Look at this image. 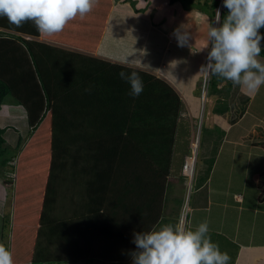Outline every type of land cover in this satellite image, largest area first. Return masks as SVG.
I'll use <instances>...</instances> for the list:
<instances>
[{
  "label": "crops",
  "instance_id": "0c3cea01",
  "mask_svg": "<svg viewBox=\"0 0 264 264\" xmlns=\"http://www.w3.org/2000/svg\"><path fill=\"white\" fill-rule=\"evenodd\" d=\"M130 1L96 0L92 10L83 18L78 15L62 32L53 35L39 33L35 37L18 32L22 38L34 44L36 55L41 58L38 60L42 67L48 66L44 71L48 72L51 79L47 83L50 95L52 97L58 95V98H62L61 104L56 106L59 128L56 130L54 128L53 109L50 108L38 127L31 132L34 135L44 123L48 126L49 164L52 143L55 147L87 143L112 135L116 133L117 128L132 127L130 119L134 117V111L124 107V100L120 102L123 103L122 105L119 102L111 103L110 100L103 103L98 101L99 98H106L108 95L126 97V91L119 94L117 84L111 85L112 82H119L117 73L123 71L124 66L152 72L168 81L184 102L191 130L193 128V122L196 120L192 117L193 112H197L199 98L197 82L200 79V70L198 69H201V64L204 63L203 54L208 52V49L199 50L206 39L210 26L209 19L198 9H190L178 3L171 4L167 0H133L136 3L135 8ZM219 3L222 6L223 0H219ZM164 23L167 25L166 31L160 27ZM10 26L15 27L11 24ZM178 29L189 33V40L182 48L187 49L184 55L188 65L196 67L198 72L190 86L185 77L181 82L175 81L168 72H162L165 66L163 62L156 63L152 60L153 52L160 51L157 46V34H166L168 40L162 43L166 44L164 51L169 50L168 44L181 47L174 34ZM196 44L202 45L199 47ZM176 52L172 53L173 60L176 58ZM164 54L165 52L161 60ZM194 58L197 60L196 66L191 63ZM125 61L127 62L124 63ZM64 86L69 88V93L61 91ZM84 91H86L85 95ZM240 91L250 100L243 115L234 123L229 121L226 115L213 112L218 96L208 95L210 107L206 121V135L212 130H219L222 137L219 139L218 153L207 180L196 186L195 196L191 195L189 202L185 204L186 194L183 198L181 196L180 203L177 198L179 193L175 198L173 197L174 189L177 187L186 186L187 196L189 192L187 180L180 174L182 158L186 155L183 153L186 143L182 140L176 145L172 163L168 164L166 160L160 159L155 162L156 165L158 162V167L162 170L167 169L168 174L161 215L154 227L167 223L174 224L171 214L167 212L173 213L175 208L181 211L185 204L187 226L195 229L199 223L206 220L209 224L211 240L218 244L222 252L228 253L231 258L230 264H264V146L262 145L264 136L258 133L264 130V125L256 121L250 123L247 120L248 118L251 121L256 120L252 118L256 113L252 112L251 106L258 92L247 93L241 88ZM92 97L94 99L90 101ZM206 97L207 94L204 99H207ZM63 98L66 99L63 101ZM82 98H86L84 102ZM18 113L26 115V110L8 94L0 106V127H6L5 130L10 127L9 121L15 116L20 117ZM261 116L264 118L263 115ZM136 117L138 118V114ZM261 123L263 124L264 121ZM125 130L124 134L129 132ZM139 133L145 134L146 131L137 124L134 132L131 133L133 140L142 151H146L147 145L150 144L147 155L151 157L154 153L151 143L155 136L145 141L138 137ZM218 159L224 162L218 165ZM20 173L22 175V170L17 169V174ZM121 175L123 181L124 173ZM45 177L44 190L48 173ZM18 186L15 187L16 190H19ZM117 186H120V180ZM171 201L174 202L173 205ZM231 246L232 249L229 248Z\"/></svg>",
  "mask_w": 264,
  "mask_h": 264
},
{
  "label": "trees",
  "instance_id": "16d2710c",
  "mask_svg": "<svg viewBox=\"0 0 264 264\" xmlns=\"http://www.w3.org/2000/svg\"><path fill=\"white\" fill-rule=\"evenodd\" d=\"M168 1L172 4L176 0ZM204 1L205 7L202 8L192 5L185 7L200 9L211 25L217 19L222 22L228 9L224 5L219 8V0ZM130 3L135 8V1L131 0ZM0 27V105L8 94L12 95L26 110L28 133L38 127L48 109L52 108L54 128L58 129L56 106L61 104L62 98L50 95L47 83L51 79L44 71L48 66L42 67L34 44L18 34L22 32L37 37L39 32L31 21L21 28H13L6 17H0ZM260 32L264 35V28ZM260 56L264 57V47ZM123 68L124 72L136 71L140 75L144 86L142 93L137 97L129 95V84L118 77L119 82H112L111 85L117 84L119 94L126 91V97L108 95L98 101L103 103L110 100L122 105L120 102L124 100V107L134 111V117L130 119L132 127L117 128L116 133L87 143L63 147H55L52 143L31 264H62L64 259L55 252L56 246L60 249L66 246L73 256L72 262L95 264L104 258L115 263H127L131 258L130 253L136 248L134 234L149 231L160 218L168 170H162L155 162L160 159L172 163L174 149L182 140L186 143L183 153L190 152V120L184 102L168 81L152 72L128 66ZM208 76L206 94L218 96L213 112L226 115L234 123L245 112L249 97L230 81ZM61 91L69 93V88L64 86ZM86 98H82V102ZM57 111L61 112L62 109ZM137 124L146 131L145 134L139 133V138L148 141L155 136L151 143L153 157L147 155L150 144L146 152L133 140L131 133ZM125 129L129 132L124 134ZM202 129L201 125L200 134ZM21 139L20 136L15 146H10L5 138V129L0 127V178L7 183L12 181L7 179L6 174L12 178V161L21 148ZM212 164L213 158H210L207 172L200 176L197 173L195 187L205 183ZM79 240L88 246L82 256L76 248ZM118 245L123 251L117 254L114 248Z\"/></svg>",
  "mask_w": 264,
  "mask_h": 264
},
{
  "label": "clouds",
  "instance_id": "9594fccd",
  "mask_svg": "<svg viewBox=\"0 0 264 264\" xmlns=\"http://www.w3.org/2000/svg\"><path fill=\"white\" fill-rule=\"evenodd\" d=\"M95 3L96 0H0V17H6L16 28L31 21L40 34L53 35L62 32L78 15L83 18ZM223 5L227 15L222 22L217 19L208 27L199 50L209 49L207 63L200 71L230 81L247 93L258 92L264 86V61L259 59L264 40L260 32L264 28V0H223ZM174 34L179 46L187 44L186 30L178 29ZM118 75L129 84V95L137 97L142 93L143 81L136 71H120ZM133 243L136 248L130 253L132 264H230L231 259L211 240L206 220L195 229L183 219L161 224L135 233ZM0 264H14L12 252L3 243Z\"/></svg>",
  "mask_w": 264,
  "mask_h": 264
},
{
  "label": "rangeland",
  "instance_id": "374dc122",
  "mask_svg": "<svg viewBox=\"0 0 264 264\" xmlns=\"http://www.w3.org/2000/svg\"><path fill=\"white\" fill-rule=\"evenodd\" d=\"M167 2L169 1L167 0ZM174 3L182 4L183 6L192 5V6H196V8L205 7L204 0H176ZM191 9L196 10L195 8H191ZM160 27H162L163 31H166L167 25L164 23ZM156 38L158 43L157 44L158 50L160 51L153 52L152 56L154 58H152V60L156 63L163 62L165 66L162 72H168L175 81L181 82L183 77H185V80H187V83L190 86L194 76L198 72L196 71V67L192 65L189 66L185 60L186 55L184 54L187 51V49L168 44L167 46L169 50L164 51L165 48L164 46L166 44H162V43L168 40L166 38V34H157ZM196 45L201 47L202 44H196ZM261 45L263 48L264 40H262ZM173 51H177L176 58L174 60L172 59L174 56L172 54ZM164 52H165L164 58L161 60L160 58L162 57ZM200 55H202V53H200ZM206 58H207V53L205 55L203 54V59H202L204 60L203 65L206 64L207 62ZM259 59L263 61L264 57L259 56ZM196 62L197 60L196 58H194V60L191 63L196 66ZM205 76H206L205 73L203 71H200V77H199L200 79H198L199 81L197 82L198 84L197 92L199 94L198 107H197V112L196 113L193 112L194 116L192 117L196 120L193 122L194 124L191 134L193 138H195L198 135V131H199V145H198V156H197L198 162L196 164V172H195L193 184L194 181L196 180L197 173L200 176V175H204L205 172H207L210 158H213V161L214 158H216L218 153L217 147L219 146V139H221L222 137L221 136L222 134L219 132V130H215V131L212 130L210 134L206 135V126H207L206 121L208 116V109L210 107L209 104L210 101L208 100V97L210 96H207L206 97L207 99H204V96L206 95V91H207L206 85H205L206 86L205 90H203V82ZM208 77L209 76L207 75L206 83ZM251 107H252L251 109L252 112L256 113V115L254 116L255 118L254 117L252 118L256 120L251 121V119L248 118L247 119L248 122L253 123L256 121L263 126L264 123L262 124L261 121H264V118H262L261 115H263L264 117V86L260 88L257 95L254 97L253 105ZM17 115H20V117L15 116L14 119L10 120L8 123L10 127H8L5 130L6 131L5 138L7 140V143L10 144V146H15L16 141L18 140V138H20V136L22 137L21 139L22 144L15 159L12 161L13 163V172H11L12 178L8 177V174H6L7 179L10 178V180H12L11 183H7L3 181L2 177L0 178V243H3L6 247L10 249V251L13 254L14 264H31L30 260L32 257V251L36 239L38 218H39V213L42 205L41 201L44 192L43 179L46 178L45 176L47 175L49 169V159H48L49 132H48V126L44 123L42 127L40 125L38 131H36L37 133L35 132L34 135L33 133H31L32 131L28 133L29 127H28L26 115L25 114L23 115L21 113L20 114L18 113ZM201 125L203 126V129L200 134ZM258 133L264 136L263 129ZM218 160H219L218 165L224 162L220 159ZM6 168L10 169L9 166H7ZM17 169L22 170V175L21 173L17 174ZM193 184L188 196H187V192L185 191L186 186H182L179 188L177 187L174 189L175 190L173 192L174 198L175 195L179 193V195L177 196L178 203H180L179 201L181 200V196L183 198L185 194H186L185 203H187V201L189 202L191 195L195 193L196 187L195 184L194 185ZM17 185H19L18 186L19 190L15 189V187L17 188ZM171 192L169 194V197L171 196ZM170 203L172 205L174 204L173 201H171ZM177 210L179 209L175 208L173 213L171 211L167 212L171 214L170 216L174 220V224L181 219L185 221V217L187 213L184 210L186 213H184V216L182 217L181 214L182 212ZM118 244L120 245V242H118ZM119 245L118 247L114 248L117 254L118 251L120 252L123 251L121 250L122 248L120 249ZM109 246H112V244ZM56 247L57 250L55 252L64 259V262L62 264H82V262L80 261L78 262L71 261V258L73 256L71 252H69V250L66 248V246L65 247L62 246L61 249L59 248V246ZM87 247L88 246L86 242L79 240L76 246L77 250L79 251V255L82 256V253L85 254V250L87 249ZM229 248L232 249V246ZM104 260H105L104 258H102L100 261L97 260L95 264L124 263V262L115 263V262H111L110 260H105V261ZM129 262H132V258H130Z\"/></svg>",
  "mask_w": 264,
  "mask_h": 264
},
{
  "label": "built area",
  "instance_id": "2783aa9c",
  "mask_svg": "<svg viewBox=\"0 0 264 264\" xmlns=\"http://www.w3.org/2000/svg\"><path fill=\"white\" fill-rule=\"evenodd\" d=\"M205 85H203V90H205L206 87ZM198 145H199V135L191 139L190 152L184 156L183 163L181 166V175L184 176L185 179L187 180L188 191L191 190L196 172ZM185 204L183 205V208L181 210L182 217L184 216V213H186Z\"/></svg>",
  "mask_w": 264,
  "mask_h": 264
},
{
  "label": "water",
  "instance_id": "95a60500",
  "mask_svg": "<svg viewBox=\"0 0 264 264\" xmlns=\"http://www.w3.org/2000/svg\"><path fill=\"white\" fill-rule=\"evenodd\" d=\"M216 24V23H215ZM206 83V76L204 77V82H203V85H205Z\"/></svg>",
  "mask_w": 264,
  "mask_h": 264
},
{
  "label": "bare ground",
  "instance_id": "6f19581e",
  "mask_svg": "<svg viewBox=\"0 0 264 264\" xmlns=\"http://www.w3.org/2000/svg\"><path fill=\"white\" fill-rule=\"evenodd\" d=\"M205 75H206V77H207L208 74L205 73Z\"/></svg>",
  "mask_w": 264,
  "mask_h": 264
}]
</instances>
